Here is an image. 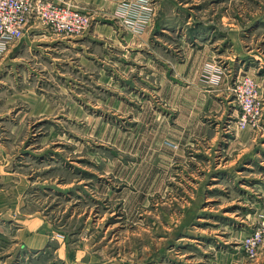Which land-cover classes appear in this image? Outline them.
Listing matches in <instances>:
<instances>
[{
    "label": "rangeland",
    "instance_id": "rangeland-1",
    "mask_svg": "<svg viewBox=\"0 0 264 264\" xmlns=\"http://www.w3.org/2000/svg\"><path fill=\"white\" fill-rule=\"evenodd\" d=\"M120 6L131 29L148 22L138 7ZM158 13L190 15L168 24L172 32L208 40L223 57L233 21L263 74L241 70L224 80L226 93L204 91V107L186 119L180 89H151L135 45L122 56L112 29L101 32L111 44L105 63L98 45L37 43L24 29L13 41L21 51L0 56V159L29 181L28 206L57 238L89 243L108 264H264V237L254 259L241 246L264 216V0H168ZM184 37L158 40L176 48ZM212 69L221 80L225 69ZM246 75L263 100L258 128L237 125L231 86ZM192 100L191 110L202 106Z\"/></svg>",
    "mask_w": 264,
    "mask_h": 264
},
{
    "label": "crops",
    "instance_id": "crops-1",
    "mask_svg": "<svg viewBox=\"0 0 264 264\" xmlns=\"http://www.w3.org/2000/svg\"><path fill=\"white\" fill-rule=\"evenodd\" d=\"M54 1L66 2L75 8L87 9L92 12L90 28L75 36L54 35L52 37L49 31L43 29L35 19H31L25 29L32 34V38L37 43L76 46L77 49H84L83 47L89 44L93 47L98 45L101 47V60L105 63L108 47L111 44L108 43L109 35L101 32L102 29H112L111 33L114 32V36H111L113 41L125 45L120 48L122 56L126 55L124 52H127L128 49H132V47L129 48V45H135L136 49L134 50H137L135 54L137 57H141L136 66L141 72L148 67L150 77L156 82L150 86L151 89L158 92L165 90L171 95H175V87L180 89L182 101L187 104V108L182 110V115L186 119L193 115L196 116L204 107L203 105L206 103L204 91L213 89L216 92L221 90L226 93L227 90H223L227 87L224 80L231 79L241 70L256 77L263 74L259 65H253L249 57L250 54H248L249 51H245L246 46H244L243 40L239 38L238 31L232 27L233 21L228 23L231 52L226 47L223 57L222 48L214 50L213 44H207L208 40L200 41L198 44L190 43L184 37V30L175 32L174 29L172 32V27H169L168 24L180 21H184L185 24L190 23L191 16H187L185 20H179L175 16L159 14V8L166 5L168 0H147L153 9L148 22L140 29H131L125 24L126 17L119 15L121 4L127 7L137 6L138 0ZM173 33L178 35L179 40L184 37L187 45L180 44V47L174 48L159 42L160 37L168 38ZM14 43L8 46L3 55L11 50L16 56L15 52L21 51L14 46ZM87 48L91 50L89 46ZM163 48L165 52H163ZM93 50L94 48L92 52ZM147 52L149 58L144 57L143 60L142 54H147ZM168 60L172 62L171 66L167 64ZM217 65L225 69L221 80L216 78L212 69H215ZM191 91L195 92L197 96H191ZM191 99H193L192 103L196 102L198 105L201 103L202 106L196 107L197 110L193 107L191 110L188 106ZM227 102L230 104V98ZM188 123L186 121L185 130L183 127L182 133L189 136ZM220 164H222L221 161ZM28 184L29 181L16 170L12 160L0 159V264H108L110 262V259H106L104 255H95L87 242H73L57 238L55 232L59 229L53 226L44 212L39 208L34 210L29 208Z\"/></svg>",
    "mask_w": 264,
    "mask_h": 264
},
{
    "label": "built area",
    "instance_id": "built-area-1",
    "mask_svg": "<svg viewBox=\"0 0 264 264\" xmlns=\"http://www.w3.org/2000/svg\"><path fill=\"white\" fill-rule=\"evenodd\" d=\"M142 12L141 24L149 20L153 7L147 0H138ZM35 19L50 33L73 36L83 33L91 25V12L54 0H0V56L8 46L20 38L25 26ZM233 97L239 108V128H258L263 111V100L257 95V81L251 76L236 77L231 86ZM259 225L248 232L241 246L254 259L257 248L264 237V216ZM30 264V263H28Z\"/></svg>",
    "mask_w": 264,
    "mask_h": 264
}]
</instances>
